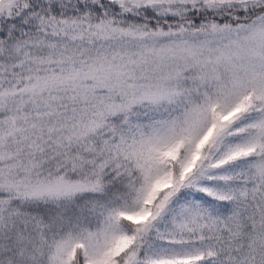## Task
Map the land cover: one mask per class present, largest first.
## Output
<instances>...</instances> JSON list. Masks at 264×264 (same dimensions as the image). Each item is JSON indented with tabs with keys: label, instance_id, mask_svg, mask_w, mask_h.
Segmentation results:
<instances>
[{
	"label": "snow or ice",
	"instance_id": "obj_1",
	"mask_svg": "<svg viewBox=\"0 0 264 264\" xmlns=\"http://www.w3.org/2000/svg\"><path fill=\"white\" fill-rule=\"evenodd\" d=\"M0 264H264V0H0Z\"/></svg>",
	"mask_w": 264,
	"mask_h": 264
}]
</instances>
